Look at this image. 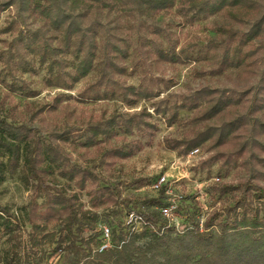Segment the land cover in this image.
<instances>
[{"label":"trees","instance_id":"16d2710c","mask_svg":"<svg viewBox=\"0 0 264 264\" xmlns=\"http://www.w3.org/2000/svg\"><path fill=\"white\" fill-rule=\"evenodd\" d=\"M8 5H15L21 17L47 22V27L19 32L15 50L6 56L9 69L14 58L28 69L25 56L35 53L41 62L49 63L53 85L69 89L96 69L97 80L84 91L93 99L117 96L130 107L142 99L151 101L169 125L178 121L181 109L189 110L195 125L182 138L167 137V147L185 156L209 142L215 153L204 166L220 162L227 171L240 168L246 176L215 186L229 204L213 210L202 224L195 209L177 208L185 217L178 229L161 212L169 203L166 186L157 196L123 197L119 186L101 185L102 176L74 164L68 150L93 148L106 164L132 157L143 148L141 141L124 145L114 141L121 133L136 131L152 139L158 126L146 109L113 113L87 122L84 128L58 124L50 128L43 114L55 106L47 105L37 108L31 118V122L38 118L43 131L31 122L6 116L1 100L0 185L19 173L33 197L18 211L0 205V264H264V0H9ZM94 8L124 10L151 19L175 9L191 22L215 14L245 22L248 28L243 31L217 28L223 38L219 66L237 69L250 58L249 65L261 67L260 79L244 88L203 86L173 101L169 96L159 98L161 91L150 83L124 85L116 76L126 69L128 45L119 43L118 28L89 18ZM100 29L105 33L103 42ZM251 45L254 48L243 53ZM176 49L171 43L168 50L157 46L152 54L158 60L176 62L181 60ZM68 53L78 60L73 71L65 70L62 56ZM7 85L12 91L21 89L14 83ZM58 177L66 184H57ZM132 210L141 216L142 230L116 220ZM102 224L110 226L112 236L101 251Z\"/></svg>","mask_w":264,"mask_h":264},{"label":"rangeland","instance_id":"374dc122","mask_svg":"<svg viewBox=\"0 0 264 264\" xmlns=\"http://www.w3.org/2000/svg\"><path fill=\"white\" fill-rule=\"evenodd\" d=\"M8 2L9 0H0V101H5L3 113L6 116L30 123L32 113L37 108L54 105L52 111L43 114L48 127L58 124L84 128L87 122L108 118L113 113L132 114L146 109L151 114L150 121L158 126L155 136L150 139L148 135L136 131L132 135L121 133L114 141L118 145L141 141L143 148L132 157L106 164L93 148L88 151L78 148L73 152L68 149L72 153V162L102 176L104 179L100 182L101 185L107 182L119 186L123 197L136 199L157 196L158 192L152 185L166 176L168 182L173 184L171 193H166V200L170 202L169 199H172L177 208L195 209L200 214L201 224L213 210L222 209L229 204L228 197L220 196L215 186L222 182H237L246 176L244 170L236 168L227 171L220 162L204 166L203 162L215 153V150L209 149V142L198 147L197 153L191 154L192 150L185 156L166 145L167 137L182 138L195 125L192 121L193 112L181 109L178 121L169 125L161 114L156 113L151 101L142 99L137 105L130 107L117 96L93 99L90 97L92 95L88 96L84 91L97 80L96 69L89 71L69 89L53 85L49 81V63L41 62L40 56L35 53L25 56L29 61L28 69L18 63V58H14L13 68L9 69L6 56L15 50L19 32L47 27V22L33 16L21 17L17 7L8 5ZM91 17L99 19L104 25L118 28L115 31L117 38H121L119 43L128 45V55L123 61L126 69L116 76L117 79L124 85L150 83L161 91L159 98L169 96L171 101L180 100L183 94L203 86L244 88L256 84L260 79L261 67L249 65L252 61L250 58L246 66L237 69L221 70L219 66L222 56L220 40L223 38L216 31L217 28L243 31L248 28L245 22H237L223 14L201 15L191 22L178 15L175 9L161 12L151 19L124 10L94 8L89 12V18ZM104 38V29H100V42ZM57 43L54 41V44ZM171 43L177 45L176 52L181 60L161 61L152 54L157 46L168 50ZM252 48L253 45L245 46L243 53ZM99 54L102 55L101 51ZM62 58L65 59V70L73 71V63L78 62L74 54L68 53ZM9 83H14L21 89L10 90L7 85ZM24 86L28 89L25 90ZM28 90L35 92V95H31ZM35 118L31 123L44 131L45 128ZM56 183L65 185L66 180L58 177ZM32 197L33 192L23 184L19 173L9 176L0 185V205L8 206L11 211H18L26 206ZM42 200V197L38 198L39 202ZM83 200H88L87 195H83ZM174 215L171 222L176 227L178 224L177 228L180 229L185 217L179 209ZM116 220L126 223V217H117Z\"/></svg>","mask_w":264,"mask_h":264},{"label":"built area","instance_id":"2783aa9c","mask_svg":"<svg viewBox=\"0 0 264 264\" xmlns=\"http://www.w3.org/2000/svg\"><path fill=\"white\" fill-rule=\"evenodd\" d=\"M199 151L198 148L194 149L191 154H195ZM166 176H162L157 182L153 183L152 187L154 190L159 192L164 186H166V193H171V188L173 186L172 183L168 182ZM170 202L161 209V212L163 216L167 217L168 219L174 220V213L177 212V205L175 202H172V199H169ZM127 225L131 226L134 230H142L144 228V222L139 214H137L134 210H132L127 216H126V223ZM178 227V224H177ZM102 234H103V244L100 247V250H104L109 246V242L112 236V231L109 225L102 224L101 225Z\"/></svg>","mask_w":264,"mask_h":264}]
</instances>
